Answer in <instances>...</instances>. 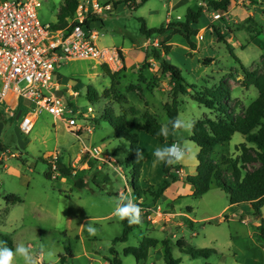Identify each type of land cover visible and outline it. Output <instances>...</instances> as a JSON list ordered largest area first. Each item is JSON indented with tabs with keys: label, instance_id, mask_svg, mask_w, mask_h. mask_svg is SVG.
Masks as SVG:
<instances>
[{
	"label": "rangeland",
	"instance_id": "1",
	"mask_svg": "<svg viewBox=\"0 0 264 264\" xmlns=\"http://www.w3.org/2000/svg\"><path fill=\"white\" fill-rule=\"evenodd\" d=\"M122 1L102 0L103 4L113 3L114 10L91 23L92 32L97 34V46L114 47L124 60L121 65L107 66L112 73H118L114 86L100 65L91 61L63 63L53 81L61 86L62 102L72 113L65 112L58 120L42 112L28 135L19 131L20 119L16 120V116L21 112L22 117L31 108L15 98L0 106V242L13 249L17 243L31 244L35 249L44 246L54 256H45L42 264H110L114 258L120 264H165L161 246L139 263L124 254L126 248L139 247L144 236L167 240L172 246V258L179 259V264H264V244L254 232L257 221L248 207L226 211L230 221H225V214L220 213L229 205L224 192L214 183L200 199L189 195L191 187L184 182L187 176L195 174L199 151L188 140L191 130L167 137L176 143H187L194 158L174 165L182 167V175L177 176L179 184L152 204L149 195L135 192L145 191L162 180L161 162H156L153 153L157 147L168 146L167 142L139 134L144 166L134 183L130 169L125 166L128 149L118 148L120 141L113 137L112 128L100 120L105 111L111 110L117 115L124 114L128 120L142 122L147 111L161 124L167 122L164 104L170 99L171 84L168 75L161 74L160 62L153 56L154 51H161L159 39L143 37L138 19L152 29L183 22L187 11L199 10L198 23L192 25L197 31L191 38L194 50L180 36H173L167 42L171 46L169 55L161 53V57L179 68L183 80L196 91L208 89L228 98L223 91L227 88L229 111L242 114L258 93L253 87H242L243 74L227 46L245 68L263 73L264 0H233L226 12H215L208 6V1L219 0H148L135 11ZM63 2L44 0L37 10L39 21L55 25ZM217 32L222 41L218 40ZM89 86L99 95L95 103L87 98ZM15 102L18 107L13 110L10 105ZM178 109L179 116L187 121L217 116L189 96L179 98ZM69 119H75L77 126L82 127L78 136L75 130L66 129L65 122ZM243 142L240 134H234L229 143L216 146L209 158L215 164L238 158V147ZM95 148L98 154L92 152ZM49 163L52 179L46 177ZM57 163L70 166L72 176L62 177L56 172ZM117 166L127 184L115 171ZM257 167L258 164L244 166L246 171ZM222 169L226 172V166ZM224 176L231 178V172ZM78 180L81 187L76 185ZM129 188L142 209V223L126 242H114L122 232L121 220L113 216L114 202L121 194L127 195ZM10 194L19 197L22 203L8 204L4 198ZM262 215L264 219V207ZM89 219L98 229L94 236L82 226ZM179 239L195 249L214 253L207 258L192 259L175 247ZM14 264L23 261L17 258Z\"/></svg>",
	"mask_w": 264,
	"mask_h": 264
},
{
	"label": "trees",
	"instance_id": "2",
	"mask_svg": "<svg viewBox=\"0 0 264 264\" xmlns=\"http://www.w3.org/2000/svg\"><path fill=\"white\" fill-rule=\"evenodd\" d=\"M148 0H124L121 3L135 11L138 7L144 5ZM233 0L208 1V6L215 12H226ZM78 5L77 0H64L62 6L57 13V22L51 25L53 29H60L66 25V19L71 17ZM201 10L198 12L187 11L184 21L176 24L160 26L158 28L149 29L143 19H138L141 23L140 33L145 38L157 37L161 51H154L153 56L160 62V72L163 75H168L171 84V94L168 102L164 104V111L167 121L179 116V98L181 96H189L190 99L197 104L203 106L209 111L216 112L215 119H210L204 116L202 120L194 122V127L191 129V134L188 140L194 143L199 151L196 155L197 166L195 174L187 176L185 184L193 189L191 195L194 199H200L208 193L210 186L214 183L226 195L229 206H249L252 216L256 219L257 225H254V232L259 241L264 244V219L262 209L264 207V71L258 74L256 71H250L245 68L241 61L234 55L232 49L227 46V50L234 61L239 64L243 74L241 83L243 88L253 87L257 90V98H255L242 114L236 115L235 110L229 111L227 101L229 100L230 92L228 89H223L227 93L225 98L218 92L205 89L196 91L194 86L188 85L181 76V71L176 66L162 59L161 53L167 57L170 53L171 46L167 42L173 36H180L190 49L194 50V44L191 40L197 33L192 28L196 25L200 18ZM219 41L223 37L217 32ZM119 56L123 61L121 53ZM104 73L111 81V86L116 84L118 73H112L107 66H102ZM264 68V64H263ZM141 81L144 79L140 75ZM226 85V83H224ZM134 89V88H131ZM87 98L90 103H95L99 99V95L89 86L87 88ZM134 115L137 111L132 110ZM100 120L107 122L113 130V137L120 141L118 148H127L128 157L125 159V166L130 169V176L133 182L136 174L139 175L143 160L137 159V150H141L139 146V134L142 132L152 139L165 143L166 138L157 136L156 132L162 125L157 117L149 112H144L142 122L136 119L128 120L124 114L117 115L111 110L105 111L100 117ZM98 122V121H97ZM175 132H170L173 134ZM234 134H240L244 138V143L240 144V155L235 159H227L224 163L215 164L209 155L216 146L225 145L230 142ZM250 146V147H248ZM0 150L2 151L1 147ZM245 164H258V167L252 171H246ZM226 166V172H231V178L227 179L224 176L226 173L222 167ZM52 165L48 164L47 178L52 179ZM180 166H167L161 163V171L163 178L155 186H150L145 191L135 192L149 195L151 203L155 204L161 196L170 188V186L178 182L174 171L180 169ZM245 171L242 174V171ZM56 172L62 177L72 176L73 169L70 166H65L57 163ZM77 186L82 185L81 180L76 182ZM5 201L8 204L22 203V200L15 195L5 196ZM189 212V211H188ZM190 213V212H189ZM141 225V224H140ZM140 225L129 226L127 221H121V235L114 242H126L133 230ZM161 246L164 250L163 260L165 264H179V259H173L171 256V245L167 240L159 241L157 239L144 236L139 247H129L124 249L125 255H131L136 262H142L148 259L150 254ZM175 247L180 252L190 256L192 259L207 258L214 253L208 249H195L188 245L183 239H179L175 243ZM112 251V250H111ZM113 253V251H112ZM110 264H120L114 258Z\"/></svg>",
	"mask_w": 264,
	"mask_h": 264
},
{
	"label": "built area",
	"instance_id": "3",
	"mask_svg": "<svg viewBox=\"0 0 264 264\" xmlns=\"http://www.w3.org/2000/svg\"><path fill=\"white\" fill-rule=\"evenodd\" d=\"M44 0H0V106L15 98L31 108L21 118L19 131L28 135L37 117L46 112L62 119L65 112L72 113L62 102L61 86L53 81L57 69L70 61H91L100 66L121 64L114 47L101 48L95 40L91 23L112 13L113 3L102 0H81L66 25L53 29L42 24L37 10ZM180 20L179 17L176 18ZM24 83L23 87L20 84ZM61 93V96H57ZM91 108L88 111L91 112ZM66 129L78 127L75 119L65 122ZM78 136V135H77ZM98 154V148L92 150ZM181 176V169L174 171Z\"/></svg>",
	"mask_w": 264,
	"mask_h": 264
},
{
	"label": "clouds",
	"instance_id": "4",
	"mask_svg": "<svg viewBox=\"0 0 264 264\" xmlns=\"http://www.w3.org/2000/svg\"><path fill=\"white\" fill-rule=\"evenodd\" d=\"M193 127V121H187L177 116L163 123L156 132V135L167 138L170 132H178L181 130L190 131ZM136 155L137 159L143 158L142 151L139 149ZM153 155L157 163L163 162L167 166L182 164L185 160L194 158L192 148L189 147L187 143H172L168 146L157 147ZM112 162L115 163V159H113ZM115 171L120 179L127 184V179L124 177L123 173L120 172L118 166L115 168ZM114 203L113 216L119 218L121 221L126 220L129 226L140 225L142 223V209L132 197L131 188L128 189L127 195L121 194ZM82 226L86 228L90 236L97 234L98 229L90 219L82 224ZM45 256L51 258L54 256V253L44 246L35 249L31 244L26 245L24 243H17L13 249L8 247L6 242H0V264H14L17 258H20L23 264H42V260Z\"/></svg>",
	"mask_w": 264,
	"mask_h": 264
},
{
	"label": "crops",
	"instance_id": "5",
	"mask_svg": "<svg viewBox=\"0 0 264 264\" xmlns=\"http://www.w3.org/2000/svg\"><path fill=\"white\" fill-rule=\"evenodd\" d=\"M79 2V1H78ZM118 52H120V51H118ZM124 63V60L122 61L121 60V63ZM121 65V64H120ZM115 66H117V65H115ZM114 69V68H113ZM114 70H117V69H114ZM6 103V102H5ZM7 103H9V101H7ZM10 107H11V109H16V107H18L17 106V102H15L14 103V105H10ZM21 113V112H20ZM20 116H21V114H20ZM76 136V135H75ZM140 136V135H139ZM166 142H167V144L169 145V142H171V143H176V142H174L172 139H169L168 140V138H166ZM244 143V142H243ZM243 143H241V144H243ZM162 163V162H161ZM143 166H144V164H143ZM196 169V168H195ZM176 184H179V183H174V184H172L171 186H170V188L167 190V191H170ZM212 186V185H211ZM188 193H189V195L191 196L192 195V193H193V189L191 188V190H189L188 191ZM242 206H246V207H248V209H249V211L251 212V210H250V208H249V206H247V205H242ZM234 207H239V206H229V207H225L224 208V210L220 213V214H222V213H226V211H229L231 208H234ZM225 221H230V217H228V215H226L225 214Z\"/></svg>",
	"mask_w": 264,
	"mask_h": 264
},
{
	"label": "water",
	"instance_id": "6",
	"mask_svg": "<svg viewBox=\"0 0 264 264\" xmlns=\"http://www.w3.org/2000/svg\"><path fill=\"white\" fill-rule=\"evenodd\" d=\"M57 96H59V97H60V96H61V93H58V94H57ZM20 114H21L20 112L17 114V116H16V120H18V119H19V117H20Z\"/></svg>",
	"mask_w": 264,
	"mask_h": 264
}]
</instances>
